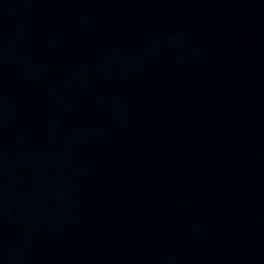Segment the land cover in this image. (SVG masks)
<instances>
[{
  "label": "water",
  "instance_id": "obj_1",
  "mask_svg": "<svg viewBox=\"0 0 264 264\" xmlns=\"http://www.w3.org/2000/svg\"><path fill=\"white\" fill-rule=\"evenodd\" d=\"M0 264H264V0H0Z\"/></svg>",
  "mask_w": 264,
  "mask_h": 264
}]
</instances>
